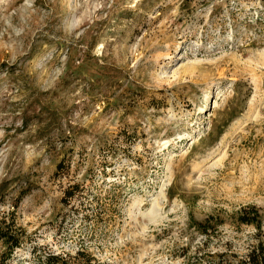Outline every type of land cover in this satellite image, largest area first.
I'll list each match as a JSON object with an SVG mask.
<instances>
[{
    "label": "rangeland",
    "instance_id": "rangeland-1",
    "mask_svg": "<svg viewBox=\"0 0 264 264\" xmlns=\"http://www.w3.org/2000/svg\"><path fill=\"white\" fill-rule=\"evenodd\" d=\"M0 224L21 237L4 264L264 240V0H0Z\"/></svg>",
    "mask_w": 264,
    "mask_h": 264
},
{
    "label": "trees",
    "instance_id": "trees-1",
    "mask_svg": "<svg viewBox=\"0 0 264 264\" xmlns=\"http://www.w3.org/2000/svg\"><path fill=\"white\" fill-rule=\"evenodd\" d=\"M111 164V163H109ZM108 166V165H106ZM62 167V163L59 164V168ZM83 187L80 184L69 185L64 192L62 202L65 206H74L73 199L84 195ZM213 217L206 219L204 221H193V225L197 231H200L202 234L209 235V229L219 224L218 222L212 223ZM237 220L240 223L245 224H254L258 230H261L262 227V214L259 207L256 205H246L242 207L237 212ZM12 228L9 225L0 224V241L4 244L5 251L0 256V264L6 263L14 253V250L21 245V237L16 235L11 230ZM207 244L206 239L203 241L197 248V252L194 255V262L199 264H264V240H258L256 243H253L249 249L241 254L236 250L232 249L228 245L222 250L209 251L204 255L201 253V249L205 248ZM188 249V248H187ZM84 255L83 253H78V255ZM80 257V256H79ZM91 257H87L82 262H76V264H92ZM44 264H70L66 259L61 255H48Z\"/></svg>",
    "mask_w": 264,
    "mask_h": 264
}]
</instances>
